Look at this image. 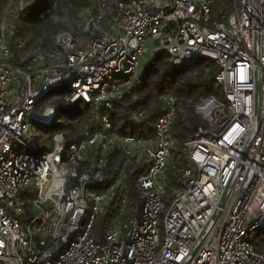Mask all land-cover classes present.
Instances as JSON below:
<instances>
[{
	"label": "built area",
	"instance_id": "1",
	"mask_svg": "<svg viewBox=\"0 0 264 264\" xmlns=\"http://www.w3.org/2000/svg\"><path fill=\"white\" fill-rule=\"evenodd\" d=\"M84 31L14 53L0 12V264H264V0H94ZM158 50L174 67L212 60L223 95L196 102L205 125L183 143L167 206L177 97L162 95L152 137L117 134L109 115ZM79 104L96 127L49 131ZM115 148L142 168L141 206L101 241L95 219L123 184V168L104 172Z\"/></svg>",
	"mask_w": 264,
	"mask_h": 264
},
{
	"label": "trees",
	"instance_id": "2",
	"mask_svg": "<svg viewBox=\"0 0 264 264\" xmlns=\"http://www.w3.org/2000/svg\"><path fill=\"white\" fill-rule=\"evenodd\" d=\"M112 1L108 0L109 3ZM67 2L75 6L94 4V0H67ZM52 5V0H38L28 9L24 8L16 12L12 19V34L10 35V46L14 53L17 52V42L22 37V22L25 20L42 21L50 12ZM216 72L217 65L212 60L202 57L186 66L174 67L169 62L168 53L165 50H158L148 57L147 63L141 70L140 83L132 92L134 97L125 96L116 102L109 112L114 131L117 134L123 135L137 131L142 136L152 137V125L155 119L165 111L162 95L170 93L177 97L182 110L177 111L171 127L172 136L176 139V146L172 149L169 163L165 169V192L162 200L166 206L172 199L173 191L178 187L176 169L186 164V155L182 149L183 143L194 129L205 125V120L194 109L196 102L210 95L217 99L223 97L220 85L214 80ZM78 106H82L83 114L81 115L76 109L66 110L63 116L73 121L57 123L53 132H67L66 136L72 137L79 132L83 125L96 127L89 115V107L81 104ZM78 106L75 108H79ZM138 109L143 112V117L138 121H133L131 115ZM61 116L60 114L59 118ZM78 118L80 119L79 123L76 122ZM118 150L119 148H115L111 153L106 154L104 172L111 180L114 174L123 168V184L121 188L115 189L113 198L95 219L94 234L101 241L106 232L115 224L137 215L141 206V195L137 189L136 181L142 168L132 159L124 157ZM122 196H125L124 209L119 213V199Z\"/></svg>",
	"mask_w": 264,
	"mask_h": 264
},
{
	"label": "rangeland",
	"instance_id": "3",
	"mask_svg": "<svg viewBox=\"0 0 264 264\" xmlns=\"http://www.w3.org/2000/svg\"><path fill=\"white\" fill-rule=\"evenodd\" d=\"M38 0H0V12L5 17L8 28H12V19L16 12L21 9H28L30 5ZM53 5L50 7V12L43 18L42 21L25 20L21 24V41L25 43L28 49L49 48L51 46L52 37L61 30L74 32L77 35L86 36L85 27L87 19L90 17L93 10V5L75 6L67 2V0H52ZM148 58L141 61L140 70L147 63ZM139 71V69L137 70ZM71 109V107H70ZM81 115L83 110L81 107L75 108ZM68 108L61 106L60 118L57 117L55 123L48 128L53 132L55 125L59 122L69 123V120L63 116ZM51 148L50 142L45 144V149L40 152H47ZM120 213V212H119ZM161 227V221L159 222Z\"/></svg>",
	"mask_w": 264,
	"mask_h": 264
}]
</instances>
